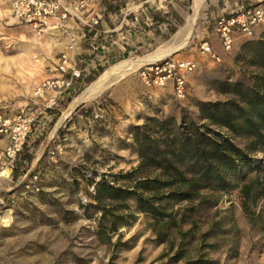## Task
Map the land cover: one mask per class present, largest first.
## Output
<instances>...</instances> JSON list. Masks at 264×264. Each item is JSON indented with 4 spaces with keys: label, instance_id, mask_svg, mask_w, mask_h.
<instances>
[{
    "label": "rangeland",
    "instance_id": "rangeland-1",
    "mask_svg": "<svg viewBox=\"0 0 264 264\" xmlns=\"http://www.w3.org/2000/svg\"><path fill=\"white\" fill-rule=\"evenodd\" d=\"M122 1L109 4V10L120 12L125 8ZM235 2L264 8V0H204L202 29L190 44L196 50L190 54L187 45L173 56L183 53L197 63L188 77L185 99L178 100L170 85L144 86L138 75L143 64L122 66L155 48L95 70L61 105L63 113L51 115L34 95V86L54 77L58 52L14 20L10 0H0V111L9 117L37 113L24 156L32 161L18 160L10 177H0V264H264V151L249 153L252 166L241 169V179L219 195L217 206L196 212L184 207L182 214L195 224L184 228L188 234L177 232L171 242L159 241L153 220L139 213L133 201L129 204L135 219L116 234H105L99 226L101 214L90 207L103 177L138 165L135 127L150 118L180 122L189 117L199 122L204 104L233 99L234 89L226 85L251 88L264 76V60L257 57L256 45L264 43V25L252 37H237L233 49L220 54L221 62L198 52L203 41L215 35L217 19L237 10ZM194 4L195 0L184 3L190 15ZM112 68L114 74L98 85L100 93L79 104L57 126L73 100ZM58 145L62 152L52 156ZM255 176L260 180L247 197L241 189Z\"/></svg>",
    "mask_w": 264,
    "mask_h": 264
},
{
    "label": "trees",
    "instance_id": "trees-1",
    "mask_svg": "<svg viewBox=\"0 0 264 264\" xmlns=\"http://www.w3.org/2000/svg\"><path fill=\"white\" fill-rule=\"evenodd\" d=\"M256 45L257 57L264 60V43ZM226 86L234 89L233 99L204 104L199 122L189 117L180 122L150 118L134 128L138 165L103 177L95 186V204L90 207L101 214L99 226L105 234H116L135 219L129 204L133 201L139 213L153 220L159 241L171 242L173 235L188 234L184 228L195 224L182 211L217 206L219 195L241 179V169L252 166L249 153L264 151V76L251 88ZM27 143L19 163L32 161L24 158ZM259 180L250 179L241 192L248 197Z\"/></svg>",
    "mask_w": 264,
    "mask_h": 264
},
{
    "label": "built area",
    "instance_id": "built-area-1",
    "mask_svg": "<svg viewBox=\"0 0 264 264\" xmlns=\"http://www.w3.org/2000/svg\"><path fill=\"white\" fill-rule=\"evenodd\" d=\"M10 1L12 17L16 22L29 27L37 36L45 38L54 49L59 50L55 64L57 75L34 86V95L42 100L44 111L58 108L61 102L70 99L81 88L85 73L78 67L79 62L74 53L77 38L88 33L101 35L98 26L104 19L105 0ZM122 12L123 19L118 29L109 33V42L112 46L125 49L130 44L128 19L137 12L129 8ZM140 13L144 14V11ZM262 25L264 8L261 5L241 3L234 13L217 19L214 32L223 52L228 53L233 49L237 37H252ZM108 47V44L103 45L104 49ZM198 52L213 61L221 62V56L208 41L200 45ZM113 61L114 59L109 60L106 65ZM196 67L197 63L193 59L169 56L143 64L138 69V75L142 84L148 88H165L170 85L173 95L178 100H183L187 96L188 77ZM36 116L37 113L32 110L14 117L0 111V138L5 141L0 150V164L9 161L4 168L9 171L10 176L21 158ZM62 150V145H58L51 155L56 156ZM33 179L37 180V177L34 176ZM26 187L29 188L28 185Z\"/></svg>",
    "mask_w": 264,
    "mask_h": 264
},
{
    "label": "crops",
    "instance_id": "crops-1",
    "mask_svg": "<svg viewBox=\"0 0 264 264\" xmlns=\"http://www.w3.org/2000/svg\"><path fill=\"white\" fill-rule=\"evenodd\" d=\"M117 2L122 3L123 1H104V19L98 26L99 34H101L100 36L94 35V33H88L85 34V36L80 35L77 38V46L74 53L79 62L78 67L85 73L82 84L80 85L81 87L82 85H85V81L92 76V73H94L95 70L104 67L109 60H117L139 53H149L155 48L157 50L164 48L165 46H163V44L167 41L166 39H170L171 37H173L172 42L165 48L171 51L170 56H174L182 49H185L187 45L189 46L195 34H199L202 29L200 21L203 19L201 9L204 0H195L192 15L189 14V8L184 5L186 0H124V9L129 8L134 12H137L136 15L130 16L127 23V25H129L127 26V29H130V44L125 49L120 46H112L109 42V33L118 29L120 22L123 19L124 13L122 11L124 9L120 12L112 13L109 10L108 5ZM239 4L240 2L234 3L236 7H238ZM228 9L230 8H224L222 11H219V13L226 12ZM142 11H144V14L140 13ZM188 28H190V30ZM173 29H175V33L171 34ZM187 35H189V38L185 43L184 40ZM207 38V41L210 42L213 50L220 55L223 51L216 35L212 33ZM104 44H108L110 47L104 49ZM179 44H181V46ZM190 47L189 53L191 54L196 48H193L191 45ZM95 48H99V50H96ZM171 49L173 50V53ZM57 52H59V50H57ZM164 57H169V55ZM177 58L188 59V56L181 53L177 55ZM55 75H57L56 72H54L53 76ZM66 102L67 101L64 100L60 103L58 108L46 112L51 113V115H54L56 112L63 113V110L60 109V107ZM0 142L2 146H4L5 141L0 139Z\"/></svg>",
    "mask_w": 264,
    "mask_h": 264
},
{
    "label": "bare ground",
    "instance_id": "bare-ground-1",
    "mask_svg": "<svg viewBox=\"0 0 264 264\" xmlns=\"http://www.w3.org/2000/svg\"><path fill=\"white\" fill-rule=\"evenodd\" d=\"M197 7V6H196ZM198 11V10H196ZM195 11V12H196ZM192 21V20H191ZM195 21V20H194ZM191 23V22H190ZM194 24V23H193ZM190 25V24H189ZM190 30V28H188ZM187 30V29H186ZM187 32V31H185ZM185 34V33H183ZM182 35V34H181ZM186 35V34H185ZM184 36V35H183ZM182 37V36H181ZM185 37V36H184ZM179 38V36H178ZM189 38V35L186 36L184 42L186 43L187 40ZM183 40V39H182ZM183 43V42H182ZM181 46V44H179ZM177 49V48H176ZM172 50V49H171ZM175 50V49H174ZM177 51V50H176ZM172 53H173V50H172ZM170 56L171 55V51L166 49V48H160L158 50H156L154 53L148 55V56H145L143 58H139L137 59L136 61L134 62H125L122 64L127 66V65H131V64H147V63H152L154 61H157L158 59H162L164 56ZM166 58V57H164ZM121 65V64H120ZM115 72V68H112L110 71H108L105 75H102L101 77H99V80L94 83L92 86H90L88 89L84 90L79 96H77L73 102L71 103L68 111L65 113V115L63 116V118L60 119V121L58 122V125H60L62 123V120L67 117L69 115V113H71L79 104H81L83 101H86V100H89V99H92L94 98L97 94H99L100 92V88H99V84L101 82H103L106 79H108L109 75H112L114 74ZM108 77V78H107ZM6 160V159H5ZM9 163V161H5L3 163L0 164V177H10V173L8 170H5V165Z\"/></svg>",
    "mask_w": 264,
    "mask_h": 264
}]
</instances>
